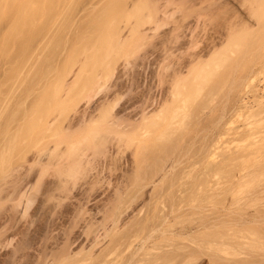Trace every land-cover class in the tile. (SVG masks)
<instances>
[{"label":"bare ground","instance_id":"bare-ground-1","mask_svg":"<svg viewBox=\"0 0 264 264\" xmlns=\"http://www.w3.org/2000/svg\"><path fill=\"white\" fill-rule=\"evenodd\" d=\"M24 1L19 16L11 17L5 28L6 6L0 0V264H222L226 258L238 259L248 248L257 251L256 264H264L260 259L264 257V213L248 222L251 235L244 232L251 237L238 228L234 156L217 165L216 174L210 171L211 180L206 176L209 180L191 184V193L183 194L190 189L186 180L192 178L194 167L187 175L186 168L184 172L179 166L188 155H198L197 143L199 152L205 147V135L200 137L203 128L186 130L194 118L187 106L204 91L202 84L209 81L210 70L207 73V67L198 64L202 71L197 66L194 74L192 68L188 70L198 81L197 85L189 82L196 88L192 95L184 73L178 72L176 78L175 73L172 84V78L167 81L171 86L164 97L168 72L163 77V71L159 73L163 67L159 72L150 70L156 67L154 54L160 50L154 46L156 36L162 34L159 29L167 27L172 13L181 12L186 19L187 5H201L203 0H165V6L159 5L163 0ZM252 2L255 15L264 9V0ZM79 5L87 6L88 15L74 16ZM125 30L131 33L128 39ZM162 35L157 38L164 40L160 45L168 44L170 37ZM179 35L173 34L169 41L177 43ZM230 38L238 46H233L235 50L244 43L241 36ZM167 44L162 51L165 59L174 52L169 46H175ZM146 45L151 49L140 53L138 63V52ZM153 79L162 84V100L155 95ZM185 130L193 134L190 139ZM184 206L199 210L195 211L199 219L208 209L222 206L223 210L215 208L216 222L209 227L200 222L201 233L191 239L171 230L180 220L173 218L175 225L168 221Z\"/></svg>","mask_w":264,"mask_h":264},{"label":"rangeland","instance_id":"rangeland-1","mask_svg":"<svg viewBox=\"0 0 264 264\" xmlns=\"http://www.w3.org/2000/svg\"><path fill=\"white\" fill-rule=\"evenodd\" d=\"M4 6H6L5 8L3 7V11H2V15L5 17H3L2 19V23H3V27L7 28L11 17L13 16H17L20 12V10L18 11V9L21 8V6L19 7V5L24 4V0H15L19 1V2H10V1H5L2 0ZM245 1V4H244ZM261 1V0H260ZM8 2V3H7ZM21 2V3H20ZM23 2V3H22ZM228 2V3H227ZM8 5H7V4ZM11 3V6H10ZM203 4L201 5H192L188 4L186 10H189V13L186 14V19L188 17V19H183V13H172L173 11H171L170 13H172V15L170 16V18L172 17L171 20H169V24L167 25V27L165 26L164 28H161L159 31L162 32V34L167 33L166 35H162L163 36H167L166 38L168 39L171 33H173L174 35L177 34L178 32L180 33L179 38L177 40V43L179 41V43H175L174 42H170L172 41V36L169 38L168 40V44H167V40H165V44H161L164 43V40L160 39L157 40V38H160L161 36L158 35V37L156 36L155 40H156V45H154L156 47V49H160L158 51L155 52L154 57L156 56V62L153 66L156 65V67H151L153 69H150L151 72L154 69L156 71H160L161 67L162 70L159 73H163L162 76L164 77V75H166V73L168 74V79L165 78L166 81L165 85H163L165 91L162 95L163 97L165 96V92L167 90H169L168 85L169 83H167V81L169 80V78H172L171 84L173 82V76L175 73V78L178 72L180 74L184 73V75L187 77L186 80L188 81V93L190 95H192V91L196 88H192L190 87V85L192 86L191 83H193L194 81V85L198 82L196 78H194L195 76L189 74L191 73V68L194 70V68H196L195 66L201 65L200 67H207L204 69L205 70H210L209 72V81L207 83L209 84H202V87H204V91L202 88V94L199 96V98L195 99V103H192V99H190V101L188 102L187 107V111L189 110L190 113H192V115L194 116V118L192 119V121H190V127H188V129L186 130H190L192 128V130H194L196 128V131L203 128V132L200 133V137L201 135H205L204 137V142H205V147H203L201 149V151L199 152V148L201 147L200 143H197L195 146V150H198V155H188L187 158L185 160H183L182 163H185L184 165H180L179 168L180 169H185L186 170V174L188 175L189 173H192L191 170H189V167L192 169L194 167V169L192 170L193 173L190 174L192 175V178H190L189 180H186V183L188 184V186H186L187 188H190L193 184L195 185V183H199L200 180L203 181L204 179H208L207 177L211 176V172H215V174L217 173L216 171V166L224 163L223 161H226L228 158H230L229 156H234L236 158L235 162H234V171H236V175H237V179L235 180L238 181V183L236 184V194H237V201H239L237 203V213L235 216L236 219H238L237 221H239V225L238 228L239 230L243 233L246 234L245 232H247L248 230H250L252 227H250V225L248 224V222L252 221V218H256L258 216H260L262 213H264V193H262L264 191V30H262V28L264 29V9L259 8V10H257V16L254 14L255 13V8L254 11L253 9L250 10L252 7H254V3L252 2V0H203L202 1ZM217 3V4H216ZM235 3V4H234ZM168 4V3H167ZM223 4V5H222ZM252 4V5H251ZM254 4V5H253ZM159 5H164L165 6V0L160 1ZM169 5V4H168ZM167 5V6H168ZM219 5V6H218ZM221 5V6H220ZM251 5V7H250ZM7 6L11 7L9 9H7ZM79 6H75L78 7V9L76 8L77 13L74 16H86L88 15V11L87 10V6L84 7H80ZM191 6V8H189ZM249 6V7H248ZM86 7V8H85ZM219 7V8H218ZM82 8H84L82 10ZM172 8V7H171ZM249 8V9H248ZM6 9V10H5ZM81 9V10H80ZM170 9V8H169ZM210 9H213L212 11L214 12H209L207 13V11H209ZM217 9H219L217 11ZM261 9V10H260ZM171 10V9H170ZM206 13H205V11ZM228 10V11H227ZM83 11V13H82ZM198 11V12H197ZM203 11V14H202ZM211 11V10H210ZM215 11H217L216 13H218L217 15L215 14ZM222 12V13H220ZM224 12V13H223ZM227 12V14H226ZM249 12V13H248ZM252 12V13H251ZM220 13V14H219ZM250 13L252 15H250ZM260 13V14H259ZM182 14V15H180ZM213 14V15H212ZM222 14V15H221ZM221 15V16H220ZM254 15V16H253ZM8 16V17H7ZM19 16V15H18ZM174 16V17H173ZM182 16V17H181ZM185 16V15H184ZM250 16V17H248ZM7 18V19H6ZM182 18V19H181ZM262 18V19H261ZM175 19V20H173ZM243 19V20H242ZM7 20V21H6ZM183 22H182V21ZM175 21V23H173ZM181 21V22H180ZM186 21H188L187 23H189L187 25ZM180 23V24H179ZM8 24V25H6ZM174 24V26H173ZM184 24V25H183ZM240 24V26H239ZM244 24V25H243ZM261 24V25H260ZM179 28H175L176 26ZM187 25V26H185ZM258 25V26H257ZM173 26V27H172ZM182 26V27H181ZM184 26V27H183ZM241 27V28H239ZM247 27V28H246ZM259 27V28H258ZM262 27V28H261ZM175 28V29H174ZM183 28V29H182ZM185 28V29H184ZM170 29H173V31L177 29V33H174L172 30L169 31ZM234 29V30H232ZM237 29V31L235 30ZM239 29L242 31H239ZM253 29V30H252ZM180 30V31H179ZM262 30V31H259ZM184 31V32H183ZM234 31V33H233ZM253 31V32H252ZM171 32V33H169ZM238 32V33H237ZM241 32V33H240ZM244 32V33H243ZM186 33V34H185ZM231 33L233 35V37H243L244 35L246 36L242 42L246 43V44H241L242 46H240V48H237L235 50V48L232 45L231 38L232 37ZM246 33V34H245ZM251 33V34H250ZM229 34V35H228ZM235 34V35H234ZM182 35V36H181ZM238 35V36H237ZM240 35V36H239ZM127 36H131L130 31L125 30V34L124 37L125 39H128L129 37ZM185 36V37H184ZM248 37H250L249 39H247ZM165 38V37H163ZM165 38V39H166ZM184 38V39H183ZM186 39V40H185ZM195 39V40H194ZM259 39V40H258ZM154 40V41H155ZM181 40V42H180ZM247 40V41H246ZM249 40V41H248ZM258 40V41H257ZM261 40V41H260ZM192 41V42H191ZM160 42V43H159ZM191 42V43H190ZM194 42V45H193ZM227 42V43H226ZM254 42V43H253ZM155 43V42H154ZM175 44L174 45H171ZM185 43V45H184ZM196 43V44H195ZM171 45L169 46V48H177L174 50V52L171 49V53L168 54V58L165 59V56L163 55V46L164 45ZM177 44V45H176ZM182 46H181V45ZM192 44V45H191ZM198 44V45H197ZM223 44V45H222ZM229 46H228V45ZM179 45V46H178ZM197 45V46H196ZM206 45V46H205ZM215 45V46H214ZM222 45V46H221ZM245 45V46H244ZM147 46V45H146ZM146 46H142V47H146ZM195 46V47H194ZM213 46V47H211ZM228 46V47H227ZM244 46V48H243ZM193 49H191V48ZM198 47V48H197ZM223 47V48H222ZM232 47V49H231ZM235 47H238L237 45ZM251 47V49H250ZM162 48V50H161ZM187 48V49H186ZM197 48V49H195ZM215 48V49H214ZM221 48V49H220ZM226 48H228L229 50H227ZM248 48V49H247ZM259 48V49H258ZM261 48V49H260ZM147 49H151V48H141L140 52H138V57H136L137 61L138 59H140V53H143L147 50ZM189 49V50H188ZM213 49V50H212ZM225 49V52H223ZM231 49V51H230ZM258 49V50H257ZM198 50V51H197ZM205 50V51H204ZM207 50V51H206ZM234 50V52H232ZM245 50V51H244ZM144 51V52H143ZM177 51V52H175ZM183 51L184 54L183 55ZM187 51V52H186ZM189 51V52H188ZM217 51V52H216ZM227 51V52H226ZM256 51V52H255ZM161 52V53H160ZM231 52V53H230ZM253 52V53H252ZM260 52V53H259ZM154 53V52H152ZM159 53V54H158ZM181 53V54H180ZM221 53V54H220ZM224 53V54H223ZM226 53V54H225ZM245 53V54H243ZM251 53V54H250ZM162 54V55H161ZM175 54V55H174ZM195 54V55H194ZM203 54V55H202ZM207 54V55H206ZM230 54V55H228ZM247 54V55H246ZM170 55V56H169ZM192 55V56H191ZM199 55V56H198ZM205 55V56H204ZM210 55V56H209ZM223 55V56H222ZM232 55V56H231ZM161 56V57H159ZM172 56V57H171ZM190 56V57H189ZM231 56V57H230ZM239 56V57H238ZM240 56L242 58H240ZM253 56V57H252ZM158 57V58H157ZM162 57L165 59L163 60ZM171 59H170V58ZM177 57V58H175ZM180 57V58H179ZM197 57V58H196ZM225 57H229L226 58L227 60H225L221 63V60H223V58ZM153 58V56L151 57ZM150 58V59H151ZM174 60H173V59ZM185 58V60H184ZM196 58V59H194ZM200 60H199V59ZM203 58V59H202ZM211 58V59H210ZM214 60H213V59ZM222 58V59H220ZM232 58V59H231ZM244 58V60H243ZM256 58V59H255ZM154 59V58H153ZM159 59V60H158ZM161 59V60H160ZM193 59V60H192ZM199 60L201 62H196V60ZM234 59V60H233ZM236 59V60H235ZM239 59V60H237ZM192 60V61H191ZM203 60V61H202ZM209 60V61H208ZM218 60V61H217ZM220 60V61H219ZM260 60V61H259ZM140 61V60H139ZM162 61V62H161ZM183 61V62H182ZM206 61V62H205ZM211 61V62H210ZM212 61H215L212 63ZM228 61V62H226ZM254 61V63H253ZM138 62V61H137ZM162 64H161V63ZM180 62V63H179ZM194 64H193V63ZM226 62V63H225ZM237 62L239 64H237ZM246 62V63H245ZM258 62V63H257ZM139 63V62H138ZM166 63L168 64L169 67L166 66ZM208 63V64H207ZM215 65V67H213L212 65ZM216 63H219V65ZM171 64V65H170ZM234 64V65H233ZM241 64V65H240ZM260 64V66H259ZM158 65V66H157ZM165 65V66H164ZM222 65V66H221ZM236 65V66H235ZM135 66V64H134ZM187 68H186V67ZM189 66V68H188ZM210 66V67H209ZM233 66V67H232ZM160 67V69H158ZM199 66H197V71H202V68H200ZM217 67V68H216ZM232 67V68H230ZM133 68V66H132ZM173 68V69H172ZM183 68V69H182ZM214 68V69H213ZM221 68V70H220ZM129 69H131L129 67ZM166 69V70H165ZM199 69V70H198ZM212 69V70H211ZM238 69V70H237ZM245 69V70H244ZM263 69V70H262ZM149 70V69H148ZM149 70V72H150ZM174 70V71H173ZM180 70V71H179ZM187 70V71H186ZM188 70H191L190 72ZM196 70V69H195ZM192 71V74H194L197 71ZM217 71V75L215 73V71ZM225 70V71H224ZM231 70V71H230ZM233 70V72H232ZM235 70V71H234ZM237 70V71H236ZM155 71V72H156ZM208 71H205L208 73ZM227 71V72H226ZM228 71L230 73H228ZM251 71V72H250ZM258 71V72H257ZM152 72V73H153ZM171 72V73H170ZM231 72L233 74H231ZM237 72V73H236ZM240 72V73H239ZM244 74H242V73ZM246 72V73H245ZM212 73V74H211ZM214 73V74H213ZM263 75H262V74ZM151 74V73H150ZM149 74V76H150ZM156 74V73H155ZM189 74V75H188ZM250 74V75H249ZM259 74V75H258ZM171 75V77L169 76ZM183 75V74H182ZM181 75V76H182ZM196 79L193 80V78L191 76ZM233 77H232V76ZM235 75V76H234ZM257 75V76H256ZM189 76V78H188ZM216 76L218 77V79L216 78ZM223 78H222V77ZM259 76V77H258ZM162 77V78H163ZM183 77V76H182ZM240 77V78H239ZM248 77V78H246ZM254 79H253V78ZM178 78V77H177ZM214 78V79H213ZM221 78V79H220ZM216 79V80H215ZM229 79V80H228ZM155 82V95L156 97L160 100H162V96L159 97L161 95V89L159 88L161 85L158 86V84H156L157 82L155 81L156 79H153ZM192 80V81H191ZM232 80V82H231ZM234 80V81H233ZM248 80V81H247ZM191 81V83H189ZM196 81V82H195ZM213 81V82H212ZM236 81V82H235ZM219 82V83H218ZM224 82V83H223ZM227 82V83H226ZM239 82V83H238ZM167 83V84H166ZM187 83V82H186ZM215 87H214V85ZM230 83V84H229ZM243 83V84H242ZM252 83V84H251ZM164 84V83H163ZM222 84V85H221ZM154 85V84H152ZM157 85V86H156ZM167 85V86H166ZM197 85V84H196ZM240 85V86H239ZM242 85V86H241ZM166 86V87H165ZM249 86V87H248ZM162 87V86H161ZM231 87V89H230ZM157 88V89H156ZM214 88V90H213ZM219 88V89H218ZM224 88V89H223ZM238 88V89H237ZM249 88V89H248ZM160 89V90H159ZM193 89V90H192ZM185 90H187L185 88ZM192 90V91H191ZM211 90V91H210ZM231 91V93L229 91ZM242 90V91H241ZM244 90V91H243ZM160 91V92H159ZM191 92V93H190ZM210 92V93H209ZM212 92V93H211ZM239 93V94H238ZM241 93V94H240ZM189 95V96H190ZM204 97V98H203ZM203 98V100H202ZM248 99V101H247ZM96 100V99H95ZM159 100V101H160ZM202 100V101H201ZM246 100V101H245ZM193 101V102H194ZM201 101V102H200ZM243 101V102H241ZM246 102V103H245ZM192 103V104H191ZM197 103V104H196ZM201 103V104H200ZM195 104V105H194ZM139 105V104H137ZM191 105V106H190ZM197 105V106H196ZM243 105H246L243 107ZM248 105V106H247ZM195 107V108H194ZM204 107V108H203ZM198 108V109H197ZM196 111V112H194ZM198 112V113H197ZM224 112V113H223ZM203 117V118H202ZM222 118V119H221ZM225 118V119H224ZM224 119V120H223ZM221 120V121H220ZM198 121V122H197ZM197 122V123H196ZM218 122V123H216ZM220 122V123H219ZM216 124V125H214ZM218 124V125H217ZM221 125V126H220ZM189 126V125H188ZM194 127V128H193ZM218 127V128H217ZM205 128V129H204ZM207 129V130H206ZM185 130L184 133H188ZM205 130V131H204ZM216 130V131H215ZM192 132V131H191ZM216 132V133H215ZM235 132V133H234ZM189 135H187V138L189 136L188 139H190V137H192V133H188ZM213 134V135H212ZM227 134V135H226ZM209 135V136H208ZM216 135V136H215ZM219 135V136H218ZM234 136V137H233ZM213 137V138H212ZM199 138V137H198ZM220 138V139H219ZM234 139V140H232ZM221 140V141H220ZM231 140V141H230ZM197 141V140H196ZM220 141V142H219ZM235 141V142H234ZM213 142L215 145H213ZM217 142V144L215 143ZM230 142V143H229ZM219 143V144H218ZM228 143V144H227ZM234 144V145H233ZM213 145V146H211ZM219 145V146H218ZM237 145V146H236ZM199 146V148H198ZM219 148H218V147ZM227 146V147H226ZM231 146V147H230ZM214 149H213V148ZM230 147V149H229ZM218 148V149H217ZM229 150H228V149ZM236 148V149H235ZM222 149V150H221ZM203 150V151H202ZM206 152H205V151ZM218 150V151H217ZM221 150V151H220ZM225 150V151H224ZM232 151V153L230 152ZM234 151V152H233ZM206 154H205V153ZM217 154H213V153ZM230 153V154H229ZM205 154V155H204ZM210 154V155H209ZM213 154V155H212ZM219 154V155H218ZM224 154V155H223ZM204 155V156H203ZM209 157H213L214 158H208ZM217 155V156H216ZM219 157V158H218ZM207 158V159H206ZM189 161H188V160ZM203 159V160H202ZM211 159V160H209ZM217 161H215V160ZM209 160V161H208ZM204 161V162H203ZM213 161V163H212ZM215 161V162H214ZM194 162V163H193ZM209 163V166L205 165L206 163ZM194 165H190V164ZM207 163V164H208ZM210 163H212L210 165ZM189 164V165H188ZM198 165V166H196ZM205 167H204V166ZM188 166V167H187ZM192 166V167H191ZM196 166V167H195ZM202 166V167H201ZM201 167V169H200ZM206 167L208 169H206ZM215 168V169H214ZM203 169V170H202ZM205 169V170H204ZM189 170V171H188ZM196 170V171H194ZM184 171V170H183ZM211 171V172H210ZM185 172V171H184ZM183 172V173H184ZM202 172V173H201ZM201 173V174H200ZM208 173V174H207ZM210 173V174H209ZM185 174V173H184ZM204 174V175H202ZM240 175V176H239ZM207 176V177H206ZM213 174L212 177L213 178ZM217 176V175H216ZM215 176V177H216ZM201 177V178H200ZM204 177V178H203ZM208 179V180H209ZM215 179V178H214ZM211 180V179H210ZM240 180V181H239ZM257 180V181H256ZM225 183V182H224ZM243 184V185H242ZM257 187H255L254 186ZM226 185V183H225ZM240 185V186H239ZM249 185V186H248ZM252 185V186H251ZM239 186V187H238ZM261 186V187H260ZM226 187V186H225ZM238 187V188H237ZM251 187V188H250ZM255 187V188H253ZM252 189L250 191V189ZM262 188V190L260 189ZM191 188L189 190L184 191L185 193L184 196H188L191 193ZM262 192H261V191ZM249 191V192H248ZM261 192V193H260ZM247 193V195H246ZM182 194V195H183ZM249 194V195H248ZM260 194V195H259ZM256 195V196H255ZM179 196H181V194H179ZM242 196V197H241ZM239 197V198H238ZM246 197V198H245ZM256 197L257 200H261V201H256ZM249 198V199H248ZM222 199V198H221ZM219 199V200H221ZM244 199V200H243ZM254 199V200H253ZM242 202H241V201ZM250 200V201H249ZM254 201L255 204H253V206H250L252 204L251 201ZM156 202V199H153L150 203L151 205H154ZM253 203V202H252ZM258 203V204H257ZM260 203V204H259ZM263 203V204H261ZM257 204V205H256ZM239 205V206H238ZM245 205V206H243ZM248 205V206H247ZM261 205V206H258ZM223 206V205H222ZM222 206H218L221 208V210H223ZM243 206V207H242ZM252 208V210L249 208ZM189 207V208H188ZM218 207H214L212 209H208L207 211H204L202 213V219H199V214H197L198 212H200L199 210H192L190 206H184L183 209H181L180 212H178L177 214L173 215L170 217V219L168 220L169 223L172 225L174 222H176V220L173 221V218L176 217L177 220H180V222H176L173 225H175L174 229H171L173 232L175 233H181L184 236H187V238H191L194 239L201 233V231H198V227L201 225L200 222H202L203 225L205 226H211L213 225L212 223H215V216L214 214L217 213V208ZM248 209H247V208ZM257 207V208H256ZM217 210H216V209ZM259 208V209H258ZM262 208V209H261ZM241 211H240V210ZM184 210V211H183ZM191 210V211H189ZM215 211L213 214H211L213 211ZM243 210V211H242ZM261 210V211H260ZM187 211H189L187 213ZM197 213H196V212ZM225 211V210H224ZM224 211L221 212L224 213ZM259 211V212H258ZM207 212V213H206ZM210 212V213H209ZM186 213V214H185ZM196 215H195V214ZM243 213V215H242ZM256 213V214H255ZM184 214V215H183ZM193 214V215H192ZM207 214V215H206ZM226 216L224 219H226L228 213H226ZM251 214V215H250ZM205 215V216H204ZM241 215V216H240ZM257 215V216H256ZM179 216V218H177ZM181 216V217H180ZM197 216V217H195ZM263 216V215H262ZM187 217V218H186ZM190 217V218H189ZM211 217V218H210ZM182 218V219H181ZM200 220V221H198ZM183 221V223H181ZM195 221V222H193ZM207 221V222H206ZM244 221V222H243ZM247 221V223H246ZM210 222V223H209ZM178 223V224H177ZM186 223V224H185ZM205 223V224H204ZM199 224V225H198ZM241 224V225H240ZM243 224V225H242ZM245 224V225H244ZM247 224V225H246ZM178 225V226H177ZM246 226V227H245ZM174 227V226H173ZM243 227V228H242ZM255 228V227H254ZM187 229V230H185ZM179 232H178V231ZM190 230V231H189ZM238 230V231H239ZM253 230V229H252ZM194 231V232H193ZM245 231V232H244ZM251 231V230H250ZM199 232V234L197 233ZM240 233V235H242ZM249 232V231H248ZM247 232V233H248ZM250 233V232H249ZM189 234V235H187ZM192 234V235H191ZM195 235V236H194ZM239 235V234H238ZM238 236L240 239L242 238V236ZM251 235V233H250ZM249 234H246L245 237H249ZM244 237V238H245ZM251 237V236H250ZM247 240V239H245ZM245 240L242 239V241L244 242ZM247 241L244 242V244ZM242 246V242L239 243ZM244 246V245H243ZM243 246L241 247V250L243 248ZM246 246V245H245ZM238 248V247H237ZM244 249V248H243ZM238 250V249H237ZM240 249L239 251L242 252ZM245 251L244 256L240 255L241 258L238 259L233 258V259H225L226 262L224 261L222 264H250L251 262L254 261V263L256 264V261H258L259 259H256V252L253 249H244ZM247 250V251H246ZM254 251V252H253ZM242 252V253H243ZM248 252V253H247ZM251 252V253H250ZM260 252V250H259ZM246 254V255H245ZM249 254V255H248ZM246 256V257H245ZM253 257V259L251 260V258ZM236 259V260H235ZM261 260L264 259V257L260 258ZM234 260V261H233ZM242 262H241V261ZM232 261V262H231ZM239 261V262H238ZM235 262V263H234ZM241 262V263H240ZM250 262V263H248Z\"/></svg>","mask_w":264,"mask_h":264}]
</instances>
